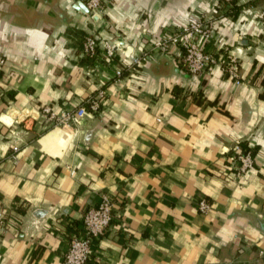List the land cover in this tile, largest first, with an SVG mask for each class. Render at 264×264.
<instances>
[{
  "label": "crops",
  "instance_id": "1",
  "mask_svg": "<svg viewBox=\"0 0 264 264\" xmlns=\"http://www.w3.org/2000/svg\"><path fill=\"white\" fill-rule=\"evenodd\" d=\"M216 1L108 0L83 13V0H0V264H64L69 232L104 193L113 218L84 264H264V0ZM188 12L215 15L205 49L236 58L238 83L219 65L190 75L175 47L118 81L117 54L79 57L87 34L146 50ZM98 89L75 135L39 118ZM236 142L252 157L239 176L226 154Z\"/></svg>",
  "mask_w": 264,
  "mask_h": 264
},
{
  "label": "built area",
  "instance_id": "2",
  "mask_svg": "<svg viewBox=\"0 0 264 264\" xmlns=\"http://www.w3.org/2000/svg\"><path fill=\"white\" fill-rule=\"evenodd\" d=\"M216 1V0H215ZM234 0H217L215 7L232 4ZM88 13L100 12L102 9V0H83ZM83 12V11H82ZM85 13V12H83ZM215 15L211 14L208 19H203L196 12H188L184 22L174 27L168 33H162L154 39L148 49L140 52H126L119 42H113L107 39H97L95 36L84 35L79 47V57L92 60L96 55H101L102 59H107L114 54L118 55L120 61L113 70L116 81L126 71L131 75L146 60L150 52L167 53L171 47L179 51L178 63L184 71L192 76L198 75L205 70H209L214 65H219L222 72L230 77L235 83L239 82L238 66L236 58L233 55L225 53H214L205 49L213 35V23ZM264 33V21H263ZM4 60L0 56V70ZM103 90L98 89L94 97L86 101V105H78L73 108L61 109L57 112L52 110L49 105L41 106L37 112L39 118L47 121L52 127H60L72 130V135L76 134L77 124L86 114H92L98 111ZM159 121V118H156ZM8 156L15 159L17 145L11 138L8 139ZM230 151V152H229ZM227 162L235 176L241 175L246 169L252 166L251 152L248 147H242L236 142L230 150L226 152ZM68 173L73 174L71 166L66 165ZM209 203L201 198L197 201L196 207L199 212H205L209 208ZM113 202L107 194H101L98 202L87 208L80 220L79 227L70 231L67 239V247L62 254L64 264H84L90 252V243L94 238L102 235L113 218ZM4 221L0 211V225ZM259 254L262 252L259 251Z\"/></svg>",
  "mask_w": 264,
  "mask_h": 264
},
{
  "label": "rangeland",
  "instance_id": "3",
  "mask_svg": "<svg viewBox=\"0 0 264 264\" xmlns=\"http://www.w3.org/2000/svg\"><path fill=\"white\" fill-rule=\"evenodd\" d=\"M107 3H108V0H102V9H101L100 13L103 11V9L107 5ZM97 13H99V12H97ZM262 19L264 21V14L262 15ZM262 31H263V25H262ZM261 79L264 80V70L262 71Z\"/></svg>",
  "mask_w": 264,
  "mask_h": 264
},
{
  "label": "water",
  "instance_id": "4",
  "mask_svg": "<svg viewBox=\"0 0 264 264\" xmlns=\"http://www.w3.org/2000/svg\"><path fill=\"white\" fill-rule=\"evenodd\" d=\"M78 6L80 7V9L83 11V12H87V8L85 7V5L81 2V3H77Z\"/></svg>",
  "mask_w": 264,
  "mask_h": 264
},
{
  "label": "trees",
  "instance_id": "5",
  "mask_svg": "<svg viewBox=\"0 0 264 264\" xmlns=\"http://www.w3.org/2000/svg\"><path fill=\"white\" fill-rule=\"evenodd\" d=\"M224 8H226L227 10H228V9H229V10L231 9V7L228 8V7H226V6H224ZM227 10H225V11H227ZM242 143H243V142H239V144H240L242 147H245V146L242 145Z\"/></svg>",
  "mask_w": 264,
  "mask_h": 264
}]
</instances>
